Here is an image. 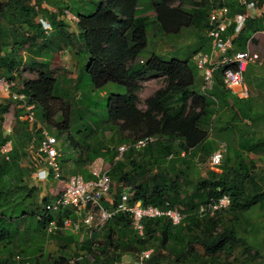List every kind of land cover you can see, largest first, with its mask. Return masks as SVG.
<instances>
[{
  "label": "trees",
  "instance_id": "1",
  "mask_svg": "<svg viewBox=\"0 0 264 264\" xmlns=\"http://www.w3.org/2000/svg\"><path fill=\"white\" fill-rule=\"evenodd\" d=\"M45 1L0 0V80L13 83L11 92L24 96V102L17 100L19 104L35 105L37 119L46 121L57 132L70 133L68 141L80 153L73 173L98 158H109L108 173L112 184L108 198L102 200L105 209L113 210L127 188L130 206L139 201L143 206L175 207L184 218L177 225L165 216L145 218L143 236L134 229L127 212L113 215L91 237L86 229L78 234L81 237L62 229L48 233L50 222L60 225L65 218L76 220L78 215L64 208L56 211L60 217L56 220L55 212L45 210L55 197L41 194V210L29 207L27 200L33 199L37 190L24 184L20 159L29 156L26 147L33 142V131L40 134L42 130L22 119L23 109L17 113L13 134L6 136L3 115L8 107L0 103V147L10 140L13 144L9 159L0 165V246L3 248L0 264H38L34 251L23 257L26 251L21 246L26 236L16 241L14 235L19 229L9 227L17 218L14 201L17 197L12 195L19 190L21 196H18L23 198L28 211L34 209L31 215L36 219L38 230H46L59 242L58 256L46 264H116L125 257L135 262L147 250L152 252L144 264H227L220 255L232 253L237 247H242L243 253L249 256L252 248L240 235L238 226L242 212L256 205L264 209V189L253 174L254 164L246 167L241 161L234 170L224 166L221 173L211 170L205 177L193 174L198 155L204 153L210 157L216 149L202 122L213 117L224 103L227 90L220 73L215 75L212 91L200 94L195 90L199 70L194 62L167 61L155 53L146 60L141 59L147 48V27L153 22L164 33L177 34L184 27L194 25L195 16L203 17L206 29L208 16L215 8L227 6L234 16L245 14L246 7L239 0H215L218 5L213 3L209 8L198 7L195 0H69V3L61 0V14L68 8L78 18V41L85 52L83 56L79 52L73 54L78 60L76 78L69 80L68 85L47 73H40L16 88V80L24 67H31L43 56V64L48 65L56 52L57 43L48 40L50 31L44 28L42 20L49 23L51 30H60V38H70L64 20L58 21L56 14L48 15L42 8ZM176 1L179 4L175 6ZM247 1L255 2L258 7V3H264V0ZM151 12H154V19H151ZM39 13L47 20L42 17L38 21ZM256 19L248 18L246 25L263 31L264 11ZM233 32L234 26L229 33ZM241 33L234 40L235 46ZM25 46L26 57L20 53ZM154 76H163L164 86L146 100V108L142 109L137 105L139 81ZM109 83L125 85L127 94H105L100 98V90ZM245 107L235 111L234 121L248 120L251 110ZM108 132L111 133L109 137ZM125 134L128 136L123 137ZM147 136L158 139L141 149L129 147L118 158L117 143L134 142ZM239 147L248 152L258 147L263 149L264 137L253 139L243 132ZM40 157L42 162L44 157ZM224 195L231 199L229 207L214 214H200V205ZM223 212L228 215L222 216ZM24 215L28 213L23 212Z\"/></svg>",
  "mask_w": 264,
  "mask_h": 264
},
{
  "label": "rangeland",
  "instance_id": "2",
  "mask_svg": "<svg viewBox=\"0 0 264 264\" xmlns=\"http://www.w3.org/2000/svg\"><path fill=\"white\" fill-rule=\"evenodd\" d=\"M64 3H69V0H62ZM198 7L209 8L217 2L215 0H195ZM222 1V0H221ZM226 2L227 0H223ZM258 2V0H255ZM179 2L176 1L174 5H178ZM261 10L264 11V3H258ZM61 0H46L42 4V8L50 13L56 14L57 20H64V24H67L66 30L69 32V40L66 38H60L58 30L57 32L54 28L48 29V40L55 41L57 43L56 52H54L53 57L50 59L48 65L43 64V57H38L36 63L31 67L26 66L22 70L21 76L16 80V88H20L25 80L37 78L40 73H47L53 78L59 79L64 84H70L71 79H75L78 74V60L73 58L75 52H79L81 56L85 55L84 50H82L80 43L78 41L79 29H78V18L74 16L71 9H65L64 13L61 14L59 7H62ZM64 8V7H63ZM189 9V7H187ZM92 9V6H90ZM260 14V13H259ZM258 13L255 15L256 18H259ZM151 19H154V12L150 13ZM252 14L249 13V18L254 20L251 17ZM43 16L42 13H39L37 20L41 21ZM47 20L46 17H44ZM258 20V19H256ZM194 25L189 27H184L177 34H166L157 23L153 22L147 27V48L143 52L141 59L146 60L152 54L162 55L163 58L167 61L172 59H177L184 62H194V56L200 51H206V49L211 47V41L207 36L206 29L204 27V19L200 16H195ZM62 22V21H61ZM71 40V41H70ZM251 42V49L258 52L261 55L262 63H250L248 65L245 82L249 90V97L241 99L238 95L231 94L230 92H225L224 94V103H221L218 112L213 115V117L208 120H204L203 126L209 134V141L213 143L214 148L217 147L219 142H225L227 144V152L224 158L222 167L217 169H212L209 163V157L201 153L198 155L195 160V167L193 169L194 176L201 175L203 177L207 176L209 171L213 170L217 173H221L225 169L224 166L231 167L233 170L238 166L242 161L244 166L249 167L254 164L252 168L253 174L258 179L259 184L262 185L264 189V148L258 147L257 150L251 152L243 151L239 147V141L241 134L247 132L252 135L253 139H258L264 137V35L257 31L256 28H249L245 25L242 30L239 38L236 39V46L238 49H246L248 42ZM26 46L20 50V53L26 57L25 52ZM66 80V82H64ZM140 87L136 91L137 95V105L145 109L146 100L152 96L156 90L164 86V77L163 76H154L146 77L139 81ZM202 74L200 71L197 73L195 90L203 94L202 91ZM15 91V89H12ZM128 89L125 85L109 83L104 88L100 90V98L105 94H121L126 95ZM0 99L1 103L8 107L7 112L3 115V127L6 136H8V128L12 130L11 135L13 134V128L17 123V113L20 110L22 111V119L28 121L32 126L36 124L37 129L46 128L50 134L57 137L59 141V148L61 153V169L63 173L64 180L68 179L72 175H81L84 178L93 179L96 176V173L99 170H109L110 161L109 158H98L93 163H89L82 168H78L77 172L73 171L77 168L76 160L80 156V153L77 149L72 148L68 137L69 132H57V130L48 126L46 121L42 119H37L35 111V122H30L26 115V110L22 104H19L17 100L13 99L10 93L6 88L0 85ZM243 100V101H242ZM249 108L251 112L248 115V120H235L232 119L236 110ZM217 109L218 107H214ZM237 112V111H236ZM74 124L72 123L71 126ZM36 130L33 131L32 137L33 142H31L26 147V152L29 156H24L20 160L21 167L24 168V184H32L35 186L36 192L33 194V199L28 198L27 204L29 203L30 208H34L38 211L41 210V196H48L49 198L55 197L56 194L61 192L63 188V182L51 180L50 183L40 184L37 179V171L43 166L42 158L37 154L36 148L38 143L42 141V132L40 134H35ZM107 136H111V133L108 132ZM128 135H123V137ZM78 138V136H76ZM249 137V136H248ZM133 143V140L117 143V146L120 147L123 144L130 145ZM13 146V144H12ZM0 165L4 160H7L5 157L7 154L3 153L5 148L0 147ZM11 153V152H10ZM10 153L8 156H10ZM10 161V160H9ZM37 168V169H36ZM35 180H34V179ZM44 183V182H43ZM250 186L249 181L246 182ZM21 190L13 193L12 196L17 197L16 206L17 218L11 221L10 229L16 230L19 229L18 233L14 235L16 241L20 240V236H26L25 244L21 246L26 251V254L23 256L26 258L29 253L35 252L38 257V264L51 263L59 254V242L53 236L47 233L46 230H38L36 227V219L31 215L34 209L25 207V203L21 196ZM114 194V191L111 195ZM19 195V196H18ZM4 196H1L3 200ZM108 198V197H107ZM7 208V206H6ZM23 212H27L28 215L22 216ZM7 215L8 209L6 210ZM56 216V220L60 219L57 212L53 213ZM58 215V216H57ZM226 212L222 213V216H227ZM82 217V216H81ZM233 217V215H229ZM239 221V232L240 235L249 242L252 250L251 254L247 256L243 253L242 247H237L232 253H224L220 255V259L227 260V264H264V209L260 205H256L251 209L244 211L240 214ZM84 230V228H83ZM78 235V234H76ZM80 236V235H78ZM81 237V236H80ZM2 245L0 246V254L2 252ZM200 251L201 249L198 248ZM68 255V254H67ZM23 257L20 259L22 260ZM22 264V263H21Z\"/></svg>",
  "mask_w": 264,
  "mask_h": 264
},
{
  "label": "built area",
  "instance_id": "3",
  "mask_svg": "<svg viewBox=\"0 0 264 264\" xmlns=\"http://www.w3.org/2000/svg\"><path fill=\"white\" fill-rule=\"evenodd\" d=\"M246 7V13H237L234 16L230 13V8L222 6L213 9L207 20L206 33L211 41L210 51H200L194 56V63L202 74V93L208 94L212 91L215 84V75L220 73L224 88L231 94L238 95L241 98L249 97V90L245 82V74L250 63H262L261 55L252 50L248 42L247 48L237 50L234 40L244 29L249 13L255 16L256 13H262L257 4L253 1L239 0ZM46 30L51 29L49 23L42 20ZM234 26V32L230 34V28ZM264 35V31L261 32ZM0 85L4 86L15 100L24 102V96L11 92L13 83L0 80ZM26 110V117L30 122H35V105L23 104ZM12 130L8 128V135ZM158 139L156 136H147L135 140L132 144H123L118 148V158H120L129 147L141 149ZM4 154L9 159L8 154L12 151V141H8L4 146ZM37 154L43 156L44 168L37 171V180L47 183L52 179L63 182L61 192L55 195V199L45 207L46 212H56L60 209L70 208L78 215L76 220L65 218L60 225L52 221L47 225L48 233H53L57 229L80 234L81 230L86 229V234L91 237L94 231L100 229L105 222L116 213L127 212L130 214L133 227L140 236L144 235L143 220L145 218L153 219L160 217L169 218L173 224L182 223L183 215L175 207L161 208L156 205L143 206L141 202H136L130 206L128 204V194L125 188L121 202L113 210H107L102 205V200L107 197L111 190V178L108 170H99L95 178L86 180L81 175H72L64 180L61 169V153L59 141L56 136L49 133L46 128L42 129V141L37 148ZM227 152V144L219 142L216 149L209 157V163L212 169L220 168ZM185 156V153H182ZM231 204L228 195L218 199H211L207 204L200 205L199 212L205 215L210 212L214 214L217 210L227 208ZM82 216V217H81ZM152 250L142 252L138 260L129 262L121 260L116 264H144Z\"/></svg>",
  "mask_w": 264,
  "mask_h": 264
},
{
  "label": "crops",
  "instance_id": "4",
  "mask_svg": "<svg viewBox=\"0 0 264 264\" xmlns=\"http://www.w3.org/2000/svg\"><path fill=\"white\" fill-rule=\"evenodd\" d=\"M262 11H263V10H262ZM259 15H260V14H259ZM255 16H257V15H255ZM263 31H264V30H263ZM260 32H262V31H260ZM1 101H2V100L0 99V103H1ZM21 168H22V167H21ZM41 168H44V165H43ZM33 179H34V178H33ZM35 179H36V178H35ZM35 179H34V180H35ZM37 181H38V180H37ZM30 182H31V183L29 184V186H35L34 184H32L33 181H30ZM50 182H51V181H49V182H47V183H50ZM38 183H40V184H41V183H42V184H45V183L40 182V181H38ZM124 260L130 262L131 258H130V257H125Z\"/></svg>",
  "mask_w": 264,
  "mask_h": 264
}]
</instances>
